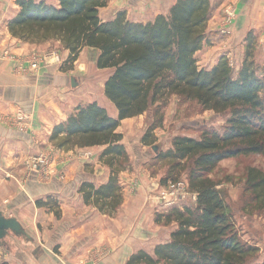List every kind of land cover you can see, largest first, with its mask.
<instances>
[{
  "label": "trees",
  "instance_id": "1",
  "mask_svg": "<svg viewBox=\"0 0 264 264\" xmlns=\"http://www.w3.org/2000/svg\"><path fill=\"white\" fill-rule=\"evenodd\" d=\"M17 4L20 11L9 23L14 38L31 44L60 42L70 53L66 71L73 69L86 48L98 52L99 70H111L104 95L118 118L96 102L79 106L51 136L60 150L105 147L100 162L110 169L108 183L98 188L86 183L81 188L86 204L104 215H115L124 201L120 175L131 166L124 137L118 133L124 120L156 106L141 141L150 147L157 141L155 129L163 126L162 111L173 96L196 102L204 111L229 114L222 132L205 130L200 138L176 136L171 148L157 152L153 160L168 162L163 184L178 183L188 171V189L196 202L158 215V224H176L170 240L157 245L153 254L139 251L128 264H264L254 263L259 247L243 241L225 197L210 177L226 160L264 155V67L259 70L253 59L252 33L236 75L227 57L212 69L199 65L197 54L212 44L210 0H178L168 15L148 24L131 22L125 13L104 22L100 11L109 0H58L57 6L18 0ZM246 191L252 211H264V171L247 169ZM37 206L55 211L52 198Z\"/></svg>",
  "mask_w": 264,
  "mask_h": 264
},
{
  "label": "crops",
  "instance_id": "2",
  "mask_svg": "<svg viewBox=\"0 0 264 264\" xmlns=\"http://www.w3.org/2000/svg\"><path fill=\"white\" fill-rule=\"evenodd\" d=\"M17 1L0 0V208L17 216L37 246L42 248V253L27 245L26 241L12 237L4 248L0 247V264H128L131 256L139 251L153 254L157 245L153 249H147L144 232L139 231L142 221L139 220L135 227L134 222L129 221L134 216H123L134 193H138V196L137 200L135 197L133 200L141 202L143 167L139 164V159L145 158L146 153H137L136 162L131 157L133 167L120 175L124 201L118 216L113 218L104 215L95 206L87 205L81 192L86 183L97 188L108 183L110 169L100 162L105 147L60 150L51 142L55 127L66 122L79 106L96 102L112 118H118L117 109L104 95L108 78L99 83L102 95L98 98L94 95V86L98 83L93 88H81L78 87L81 84L80 77L68 75L70 70L62 72L70 53L60 42L31 44L14 38L9 32V23L20 11ZM36 1L58 5V0ZM177 1L109 0L108 6L101 9L100 17L104 22H110L119 13H125L131 22L148 24L160 15H168ZM210 1L212 17L208 32L221 31L223 36L209 46L214 45L220 50H217L214 65L205 69H212L222 57L229 59L228 55H232L228 53L231 51L232 38L225 37L227 32L223 28H228V34L238 33L243 17L257 15L259 6V0ZM227 5L233 8L236 18L231 25L224 27L221 17ZM51 42L56 43L57 57L47 56L48 60L44 58L42 69L32 71L28 60L35 53L48 55L46 53ZM240 47L243 51L245 39ZM86 50L93 49H84L74 65L79 67L81 73L86 72ZM6 51H9L10 57ZM73 80L76 85H73ZM19 113L26 119L20 121ZM142 116L124 120L118 133L123 135V124L126 126V122ZM140 128L139 126V130ZM140 133L144 136L146 129ZM124 140L125 138L122 144L126 147ZM41 154H53L58 161V171L64 173V180L53 177L54 174L49 176L52 179L44 180L40 176L42 173H30L27 161ZM137 170L139 175L132 181ZM49 198L54 201L55 211L37 206V202H47ZM143 212L147 213L144 206L139 213Z\"/></svg>",
  "mask_w": 264,
  "mask_h": 264
},
{
  "label": "rangeland",
  "instance_id": "3",
  "mask_svg": "<svg viewBox=\"0 0 264 264\" xmlns=\"http://www.w3.org/2000/svg\"><path fill=\"white\" fill-rule=\"evenodd\" d=\"M227 6L222 12L223 14L221 18L223 26L229 24L231 25L234 18H236L233 8L230 5ZM249 16L243 17L242 24L238 26V33L235 32L234 35L228 34V28H223L225 29L224 31L227 32L225 37L232 38V40H230L231 51L228 52L232 55L228 56L230 57L229 61L236 75L241 69L246 58L245 54L247 48V38L250 37V33H252V35L255 37V50L253 51V59L259 70L264 67V0H259L258 14ZM250 18L252 20H250ZM208 33L212 43L218 41L219 38H222L223 36L220 34L222 33L221 31L220 33H215V31L209 30ZM243 39H245V48L242 51L240 45H242ZM49 46L50 47L46 53L48 55L35 53L32 55L30 60H28L27 63L29 64V68L32 71H40L45 60H48L47 56L51 55L57 57V55H55L56 52H58L56 51L58 49L56 48V43L51 42V45ZM232 46H235V48ZM217 50L220 49H216L213 45L211 47L206 46L202 51H200L197 54L200 67L210 68L213 66V62L218 56ZM6 54L8 57H10L9 51H6ZM84 56L86 72L81 73L79 67L77 68V66H73V69L67 74L76 78L80 77L81 84L78 87L81 88L86 86H91V88H93L95 83H98V85L94 86L96 89L94 95L99 98L102 95V88L100 89L99 83H101L104 78H109L111 72L106 70L102 71L97 68V51L86 50ZM44 58L47 59L44 60ZM33 62H38L41 64V66L37 70H33L31 67ZM66 68L67 66H64L62 72H69L68 69L67 71L65 70ZM156 109V106H153L142 117L137 118L136 120H131V122H126V126L123 124L122 127L125 138L124 142H126V148L130 153V161L132 157V159H134L136 162L137 153H146L145 158L139 159V164L143 167V170L141 171V202L133 200V197H135L137 200L138 193H134L133 195L131 193L132 196L130 197L129 207L126 212L123 213V216L125 217L127 214L130 215L129 217H131V215L134 216L130 218L129 221L130 223L134 222L135 227L137 226V222L139 220L142 221L139 231L144 232L147 249H153L156 245L168 242L170 240L171 233L176 228L175 223L164 225L158 224L156 222L158 215L166 213L168 210H170L162 197L164 194L166 195L169 193L171 185L170 183L163 184V179L166 176L168 170V162L157 163L155 160H153L157 155V152L153 149V147L157 146L158 150L165 152L171 148L172 140L176 136L200 138L201 134L205 130H216L222 132L223 127L225 126L229 117V114L227 113L216 114L213 111H204L196 102L185 101L184 99L173 96L170 99L167 107L162 111L164 113L163 126L155 129L154 134L157 139L155 145L144 147L141 145V139L143 135L140 132H144L145 129L146 131L148 130L154 119ZM139 126L141 127L140 130ZM38 156L39 155L32 157L31 159H36ZM31 159L27 161V164ZM50 163L52 164V167H56L54 168L55 173L53 177H59L60 179L64 180V173H60L58 171V161L54 159L53 154L52 156L50 155ZM129 167L133 166L131 165ZM249 167H256L264 171V155H252L248 157L226 160L210 174V177L218 184V189L225 197L229 211L237 224V228L243 241L259 247L260 254L254 263H264V211H252L253 203L251 197L246 191L247 169ZM187 172L188 171L183 172L180 180L188 181ZM30 173L33 172L30 171ZM51 173L53 172H46V174ZM137 173L138 170L136 171V174L133 175L134 179L132 181L137 179L139 175H137ZM40 176H42L41 179L44 180H49L48 178H50H45L43 174ZM181 201V206H194L196 202L193 193H190L189 197H187L184 202L182 199ZM122 205L119 207L116 214L110 217L116 218L120 209L122 208ZM139 205L141 207L144 206L147 210V213H139L141 208Z\"/></svg>",
  "mask_w": 264,
  "mask_h": 264
},
{
  "label": "built area",
  "instance_id": "4",
  "mask_svg": "<svg viewBox=\"0 0 264 264\" xmlns=\"http://www.w3.org/2000/svg\"><path fill=\"white\" fill-rule=\"evenodd\" d=\"M13 59H15V58L13 57ZM40 66H41V64L38 62H33L31 64V67L33 70H37ZM18 116H19L18 118L20 121L26 119V117L21 113H19ZM28 168L33 173L34 172L37 174L42 173L45 178H48L50 175L55 173V169H54L55 167H52V164L50 163V156L45 155V154L39 155L38 157H36V159H34V158L31 159L28 162ZM48 171H51L53 173L46 174V172H48ZM170 185L171 186H170L169 193H167L166 195L164 194L162 199L165 200L166 205L168 206V208L171 209L175 206H181L182 205L181 199L184 202L185 199L187 197H189L190 192L188 189L187 181H185V180H181L176 184H170Z\"/></svg>",
  "mask_w": 264,
  "mask_h": 264
},
{
  "label": "water",
  "instance_id": "5",
  "mask_svg": "<svg viewBox=\"0 0 264 264\" xmlns=\"http://www.w3.org/2000/svg\"><path fill=\"white\" fill-rule=\"evenodd\" d=\"M73 85H76L74 80ZM153 149L156 152L159 151L157 146H154ZM12 237L26 241L27 245L33 246V249L42 253V248L37 246L30 232L25 229L17 216L9 214L7 209L0 208V247L4 248L7 240Z\"/></svg>",
  "mask_w": 264,
  "mask_h": 264
}]
</instances>
